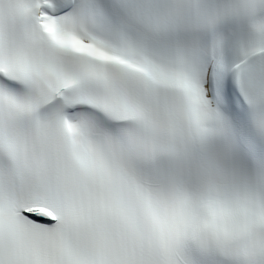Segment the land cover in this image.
<instances>
[{"label":"snow or ice","instance_id":"1","mask_svg":"<svg viewBox=\"0 0 264 264\" xmlns=\"http://www.w3.org/2000/svg\"><path fill=\"white\" fill-rule=\"evenodd\" d=\"M0 264H264V0H0Z\"/></svg>","mask_w":264,"mask_h":264}]
</instances>
